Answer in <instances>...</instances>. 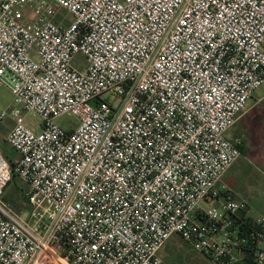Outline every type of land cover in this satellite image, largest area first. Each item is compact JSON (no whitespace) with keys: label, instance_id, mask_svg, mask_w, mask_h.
Instances as JSON below:
<instances>
[{"label":"built area","instance_id":"built-area-1","mask_svg":"<svg viewBox=\"0 0 264 264\" xmlns=\"http://www.w3.org/2000/svg\"><path fill=\"white\" fill-rule=\"evenodd\" d=\"M263 83L264 0H0V85L20 106L0 109L16 152L0 153V264H168L174 234L244 264L240 214L264 264V215L218 187Z\"/></svg>","mask_w":264,"mask_h":264},{"label":"rangeland","instance_id":"rangeland-1","mask_svg":"<svg viewBox=\"0 0 264 264\" xmlns=\"http://www.w3.org/2000/svg\"><path fill=\"white\" fill-rule=\"evenodd\" d=\"M58 11L60 14H66L62 9ZM84 63L85 56L82 54L75 56L73 64L78 69H82ZM256 101H258V105L253 111L243 116L232 129L234 132L243 134L247 153L257 165L258 176L262 179L264 177V83L256 89L254 95L248 100L247 104L252 105ZM11 107L20 109V106L14 103V96L10 89L5 85H0V109H8ZM23 114L25 115L27 125L34 131H38L40 129V117L37 114L25 112L24 110ZM55 122L62 127H67L68 124H77L76 118L69 115L60 116ZM0 152L9 161L12 158L11 155H16L12 147L2 141L0 143ZM24 187V182H22L18 176H15V179L11 181L6 188V197L14 202L16 209L17 207L20 208V210L17 209L18 211L28 210V205L22 197ZM257 210L264 213V209L261 205L257 207ZM160 255L168 264H212L208 258L192 248L177 234L169 238L161 249Z\"/></svg>","mask_w":264,"mask_h":264},{"label":"crops","instance_id":"crops-1","mask_svg":"<svg viewBox=\"0 0 264 264\" xmlns=\"http://www.w3.org/2000/svg\"><path fill=\"white\" fill-rule=\"evenodd\" d=\"M257 103L258 101H256L252 105L247 104L246 109L239 114L235 125L239 122L240 119H242L243 116L252 112L253 109L258 105ZM12 126L13 120L11 118H7L4 121L0 122V143L2 141L3 143L7 144L6 137L10 132ZM231 130L232 132L230 131L231 133H229V135L232 139L240 137L243 141L242 155L230 166L227 172L223 175L222 179L218 182V187L219 189L230 190L235 199L246 200L252 207V210L254 212L264 215V213L257 210V207H259V205H261V207H263L264 209V177L261 179L258 176V168H256L257 165L253 162L252 158H250L247 153L243 134L234 132L233 129ZM14 156L16 155H11L12 158H14Z\"/></svg>","mask_w":264,"mask_h":264},{"label":"trees","instance_id":"trees-1","mask_svg":"<svg viewBox=\"0 0 264 264\" xmlns=\"http://www.w3.org/2000/svg\"><path fill=\"white\" fill-rule=\"evenodd\" d=\"M241 151L243 147V141L239 145ZM13 159V158H11ZM16 175L12 176L13 181L15 179ZM10 200L9 198H7ZM11 201V200H10ZM13 204L14 202L11 201ZM15 205V204H14ZM16 207V206H15ZM17 209L20 210V208L17 207ZM235 226L238 229V240L240 238H244L245 242L239 244V252L241 257L244 259V264H252L254 263V255L255 251L258 246V241L256 237V232L259 229V225L254 223L252 220H243L242 214L239 215V217H235Z\"/></svg>","mask_w":264,"mask_h":264}]
</instances>
